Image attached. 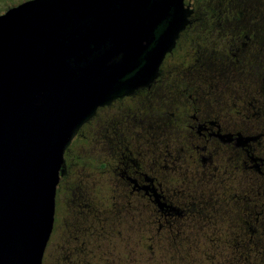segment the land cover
Segmentation results:
<instances>
[{
  "label": "flooded vegetation",
  "instance_id": "flooded-vegetation-1",
  "mask_svg": "<svg viewBox=\"0 0 264 264\" xmlns=\"http://www.w3.org/2000/svg\"><path fill=\"white\" fill-rule=\"evenodd\" d=\"M236 1L185 0L156 76L79 128L42 264H264V0Z\"/></svg>",
  "mask_w": 264,
  "mask_h": 264
},
{
  "label": "water",
  "instance_id": "water-1",
  "mask_svg": "<svg viewBox=\"0 0 264 264\" xmlns=\"http://www.w3.org/2000/svg\"><path fill=\"white\" fill-rule=\"evenodd\" d=\"M185 0H26L0 14V264H42L65 151L98 107L148 84Z\"/></svg>",
  "mask_w": 264,
  "mask_h": 264
},
{
  "label": "rangeland",
  "instance_id": "rangeland-1",
  "mask_svg": "<svg viewBox=\"0 0 264 264\" xmlns=\"http://www.w3.org/2000/svg\"><path fill=\"white\" fill-rule=\"evenodd\" d=\"M24 1H26V0H0V14H3L9 8H11L13 6H16V5H18V4H20V3L24 2ZM241 2H242V0H237L234 4H241ZM212 3H214L213 0H196V4L199 7L201 6L200 10H198L200 12L209 10L211 5H212ZM239 7H241V5ZM234 17H235V19L233 20V22H236L237 19L240 20L241 13L237 12L236 14H234ZM238 22L241 23V21H238ZM215 23H217V22H215ZM195 24H197V25L205 24L207 26L209 24H211L210 14H209V17L208 16H204V18H201V19L197 20L195 22ZM84 148H85V145L83 143H80L77 146V150L80 151V152L84 151ZM49 251H50V249L47 251L48 254H49ZM252 258H253L254 261L257 260L256 256H253Z\"/></svg>",
  "mask_w": 264,
  "mask_h": 264
}]
</instances>
